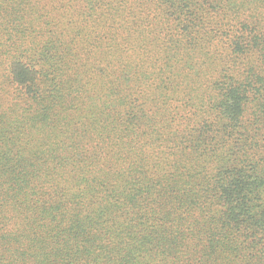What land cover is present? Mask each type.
<instances>
[{"label": "trees", "instance_id": "obj_1", "mask_svg": "<svg viewBox=\"0 0 264 264\" xmlns=\"http://www.w3.org/2000/svg\"><path fill=\"white\" fill-rule=\"evenodd\" d=\"M0 264H264V0H0Z\"/></svg>", "mask_w": 264, "mask_h": 264}]
</instances>
